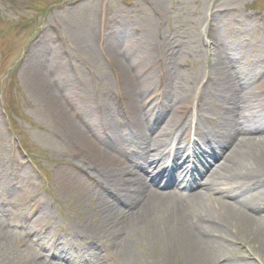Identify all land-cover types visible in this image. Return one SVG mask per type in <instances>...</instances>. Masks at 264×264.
I'll list each match as a JSON object with an SVG mask.
<instances>
[{
  "label": "bare ground",
  "instance_id": "6f19581e",
  "mask_svg": "<svg viewBox=\"0 0 264 264\" xmlns=\"http://www.w3.org/2000/svg\"><path fill=\"white\" fill-rule=\"evenodd\" d=\"M211 55L216 59L193 83L181 78L173 53L147 55L167 61L159 75L113 57L117 88L97 101L85 87L62 94L34 74L44 111L73 157L65 183L82 190L93 216L78 226L82 242L74 243L89 253L85 258L31 238L50 253L44 264H109L113 257L120 264H171L151 257V246L175 249L173 264H264V57L233 74ZM137 169L153 174L152 182ZM15 181L17 196L39 211V227L46 203L25 192L28 170ZM0 183L12 189L6 176Z\"/></svg>",
  "mask_w": 264,
  "mask_h": 264
},
{
  "label": "rangeland",
  "instance_id": "374dc122",
  "mask_svg": "<svg viewBox=\"0 0 264 264\" xmlns=\"http://www.w3.org/2000/svg\"><path fill=\"white\" fill-rule=\"evenodd\" d=\"M150 52L173 53L190 83L212 65V53L235 74L264 57V0H0V176L12 188L0 189V264H44L50 253L30 240L39 236L56 242L57 251L89 255L74 243L82 242L78 226L92 221V203L65 183L73 157L44 111L34 74L40 71L62 94L85 87L97 101L117 88L113 57L161 74L167 61L151 62ZM27 170L25 192L41 197L49 211L39 227L33 224L39 211L31 212L32 203L14 189L15 177ZM143 176L150 183L152 176ZM147 253L171 264L177 259L170 247Z\"/></svg>",
  "mask_w": 264,
  "mask_h": 264
}]
</instances>
